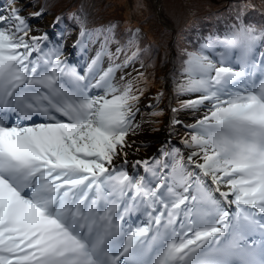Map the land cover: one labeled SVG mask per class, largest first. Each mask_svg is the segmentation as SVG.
Returning a JSON list of instances; mask_svg holds the SVG:
<instances>
[{
	"label": "snow or ice",
	"instance_id": "obj_1",
	"mask_svg": "<svg viewBox=\"0 0 264 264\" xmlns=\"http://www.w3.org/2000/svg\"><path fill=\"white\" fill-rule=\"evenodd\" d=\"M18 2L0 12V264H264V29L242 20L252 0L234 6L239 23L223 39L209 38L223 48L218 60L208 45L186 53L177 93L197 96L181 107L207 112L185 125L186 160L174 147L161 150L166 162H136L154 179L113 163H127L141 128L143 89L116 79L138 58L139 30L131 55L105 70L116 26L89 32L73 13L81 38L104 35L80 72L62 45L41 47L48 33L30 35Z\"/></svg>",
	"mask_w": 264,
	"mask_h": 264
},
{
	"label": "trees",
	"instance_id": "obj_2",
	"mask_svg": "<svg viewBox=\"0 0 264 264\" xmlns=\"http://www.w3.org/2000/svg\"><path fill=\"white\" fill-rule=\"evenodd\" d=\"M42 3L41 9H44L45 15L51 13L48 21L55 24L56 18L61 17V23L55 24V27L60 31H74L80 29V24L72 17L75 13L85 20V27L89 32H95L98 29L106 28L109 25H115L111 35V43L109 44V50L113 53L112 57L117 63L122 64L125 60V52L131 55V52L135 48L129 49L128 41L132 38V33H135L138 29L139 32L136 36V40L141 49L138 58L133 64H130L136 68V75L139 77V88L143 89V93L146 91L154 92L159 97V103L156 104V108L159 110H168L169 96L173 95L175 105L178 106L184 101L191 98L190 94L178 95L177 89L167 88L166 84L169 79H176L184 68V61L186 60L187 52H198L203 45H209L210 49H217V42L210 40V37L219 36L223 39V34L226 28L232 24H238L236 19V9L231 7L230 10L220 11V15L214 14L210 16L196 17L188 21L189 17L185 16L174 20L173 23L178 26L181 22H185L181 27L182 30L177 32L176 37L172 43V50L169 47V41L171 40L172 32L164 28L155 15L152 14V5L144 0L145 10L141 11L139 15L133 18L134 23L129 22L128 18L116 16V18L105 19L100 15V10L96 11L92 9L93 3L83 4L79 2L72 3L65 7L59 0H32ZM135 4V0H130ZM255 4L257 12L247 11L242 20L245 24L254 25L257 29H264V0L252 1ZM138 8V5L135 6ZM227 7V6H226ZM226 7H223L224 9ZM222 8V10H223ZM142 9V8H141ZM170 9V8H169ZM95 12L96 15H91V12ZM171 17L172 13L168 12ZM152 15H154L152 17ZM146 16V17H145ZM55 17V19H54ZM143 18V19H142ZM169 20V18H168ZM172 20V19H171ZM185 28L189 29L186 34ZM101 37V45L104 42V35L93 36L92 40H97ZM117 47L124 49L118 55L116 54ZM206 55L210 58L218 60V56L215 53L208 52L204 49ZM151 69L160 70L157 77L151 74ZM143 73V77L139 76Z\"/></svg>",
	"mask_w": 264,
	"mask_h": 264
},
{
	"label": "rangeland",
	"instance_id": "obj_3",
	"mask_svg": "<svg viewBox=\"0 0 264 264\" xmlns=\"http://www.w3.org/2000/svg\"><path fill=\"white\" fill-rule=\"evenodd\" d=\"M62 4L65 5V7L71 5L72 3L79 2L83 4L93 3L92 9L98 11L100 10V15L104 17L105 19L109 18H116V16L119 17H125L128 18L129 22L134 23L133 18L136 17V15H139L141 11L145 10V2L144 0H135L134 2L130 0H59ZM152 5V14L155 15V19L159 21V23L166 29L170 30L172 32L171 34V40L169 41V47L172 50L173 46L172 43L176 37L177 32L182 30V25L185 22H181L178 26L175 27L172 21L175 19L178 20V18H181L185 16V18L189 17L188 21L191 19H194L196 17H202V16H210L217 14L220 15V13L223 14V12L230 10L232 8H235V5H238L240 3V0H146ZM256 1V0H252ZM17 5L20 8H24L25 11L23 14L25 17L29 18V23L31 25V28L33 31H31L30 35H38L43 36L45 32L52 33V26H44L43 23L47 22V19H49V16L51 13H47V17L45 16V13L42 15V17L35 18L31 16V13L38 11L40 5L36 2H30L27 0H24L23 3H17ZM138 5V8L135 6ZM227 6V7H226ZM223 7H226L225 9ZM0 8L1 12L6 13L8 8L6 3H4V0H0ZM142 8V9H141ZM170 8V9H169ZM223 8V10H222ZM252 11L255 10L257 12V9H251ZM30 11V12H29ZM250 11V10H248ZM168 12L172 13L171 17H168ZM247 12V11H246ZM91 15H96L95 12H91ZM152 15V17L154 16ZM146 17V16H145ZM169 18V20H168ZM143 19V18H142ZM172 19V20H171ZM135 24V23H134ZM169 25L170 27H168ZM186 34H188L189 29L185 28ZM190 35L188 34V37ZM60 42L64 44V48H62L63 55L61 58L68 57L70 54V49L67 47V45H78L80 43V40L82 38L80 37V31L78 32H65L64 36L62 38H59ZM45 41L41 43V47L46 48L48 44H44ZM49 43V42H48ZM262 44V43H261ZM264 44V43H263ZM97 44H93V46L89 47V51L86 52V54H83V57H87L86 66L84 67V70L86 69L87 65L91 63L92 59L95 58L96 52H97ZM114 64L110 63L107 59L103 58V64L102 67L106 70L109 66H113ZM160 70L158 69H151V74L155 77H157V74ZM129 73V69L123 68L122 70H119L116 72V79L118 83H122L125 81L127 74ZM121 77L124 79L121 80ZM184 77L182 76V73L179 76V79L171 80L172 86L177 87L182 81ZM170 81V79H169ZM207 103V102H206ZM140 109V112L137 113L138 123H141L140 130L137 131L136 135L141 132H146L151 136H145V139H140L135 141V145L132 148L127 149L129 155L126 158L127 163L124 162L123 157L118 158L114 160V165L119 168L123 167L125 170L129 172L130 175H138V176H147V173H139L136 171L137 164L136 162L140 160V158H146L148 161L153 157V155L156 153L158 149L162 147V144L172 140L171 133L175 134L174 138H177L176 140L179 141V143H174L170 145V147H167V149H163L164 151H170L172 148H180L181 152L183 153L185 160L187 158V155L190 153V150L185 148L184 144L182 143L186 137H188L189 129L185 127V125H192L196 123V121L200 118H202L206 112L207 109L203 106H201L199 111L193 112L191 109H187L185 113H177V115H174L171 113L172 111L168 110H159L154 109L152 112H157L159 115L152 116L148 112L151 107H153V102L149 100V97H146L141 100V103L137 105ZM151 112V113H152ZM177 119L182 121V124L175 125L177 127L176 131L175 129L172 130L171 122L173 119ZM173 127V126H172ZM175 131V133H174ZM170 135V137H169ZM134 138L133 136L130 137V139ZM171 138V139H169ZM182 148L180 147V145ZM143 148L145 150L140 151V149ZM138 149V150H137ZM142 158V159H143ZM167 160V158H166ZM136 164V165H134ZM223 190V189H222Z\"/></svg>",
	"mask_w": 264,
	"mask_h": 264
},
{
	"label": "bare ground",
	"instance_id": "obj_4",
	"mask_svg": "<svg viewBox=\"0 0 264 264\" xmlns=\"http://www.w3.org/2000/svg\"><path fill=\"white\" fill-rule=\"evenodd\" d=\"M0 12H1V9H0ZM145 136H151V135H149L146 132H141V133H139L137 135H134L133 136L134 138H132L131 140L132 141H136V140H140V139H145ZM169 137H170V135H169ZM136 171H138L140 174L141 173H145V170H144V167L143 166H138L137 169H136ZM230 212H233V211L230 210Z\"/></svg>",
	"mask_w": 264,
	"mask_h": 264
},
{
	"label": "water",
	"instance_id": "obj_5",
	"mask_svg": "<svg viewBox=\"0 0 264 264\" xmlns=\"http://www.w3.org/2000/svg\"><path fill=\"white\" fill-rule=\"evenodd\" d=\"M168 27H170L169 25H167Z\"/></svg>",
	"mask_w": 264,
	"mask_h": 264
}]
</instances>
